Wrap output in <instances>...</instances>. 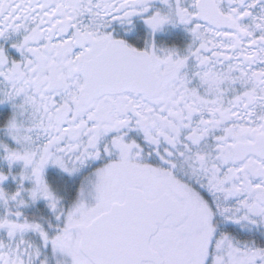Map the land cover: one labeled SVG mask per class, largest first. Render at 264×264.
Returning a JSON list of instances; mask_svg holds the SVG:
<instances>
[{"label":"snow or ice","instance_id":"6c2138e0","mask_svg":"<svg viewBox=\"0 0 264 264\" xmlns=\"http://www.w3.org/2000/svg\"><path fill=\"white\" fill-rule=\"evenodd\" d=\"M0 264H264V0H0Z\"/></svg>","mask_w":264,"mask_h":264}]
</instances>
